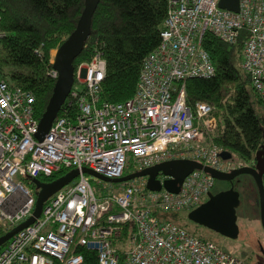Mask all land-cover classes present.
<instances>
[{
	"label": "built area",
	"instance_id": "1",
	"mask_svg": "<svg viewBox=\"0 0 264 264\" xmlns=\"http://www.w3.org/2000/svg\"><path fill=\"white\" fill-rule=\"evenodd\" d=\"M219 0H169L159 45L143 60L134 95L120 103L100 102L105 60L95 52L74 71V81L42 141L31 93L0 78V230L6 234L33 212L35 192L20 179L78 170L52 195L40 216L0 247V264H81L76 247L94 251L97 264H248L213 242L163 219L190 212L206 201L215 180L194 170L178 193L150 191L146 178L97 195L82 168L120 178L173 160H191L229 173L244 164L220 158L213 143L217 122L206 103L190 108L185 82L210 78L214 66L202 47L206 33L233 45L241 31V69L264 102V0H238L237 13ZM52 63V62H51ZM49 75L56 80L57 73ZM75 109L73 117L68 115ZM126 173V174H125ZM162 184L170 177L158 175ZM113 185V184H111ZM132 223L125 249L115 247L122 225ZM1 235V236H2Z\"/></svg>",
	"mask_w": 264,
	"mask_h": 264
},
{
	"label": "trees",
	"instance_id": "2",
	"mask_svg": "<svg viewBox=\"0 0 264 264\" xmlns=\"http://www.w3.org/2000/svg\"><path fill=\"white\" fill-rule=\"evenodd\" d=\"M168 1L99 0L92 16L90 36L73 65L76 69L80 63L90 61L95 52L102 55L105 76L100 102L120 103L134 95L142 62L160 43ZM83 8L84 0H0V78L33 95L37 120L47 107L55 83L49 75L51 52L74 31ZM247 36L248 32L243 30L237 42L229 45L206 33L202 47L209 54L214 75L190 78L184 85L190 108L199 102L211 106L218 125L213 143L244 166L254 160L257 152L264 161V102L241 69L242 46ZM75 111L71 109L68 115L73 117ZM67 171L61 169L51 176L20 179L36 193V182H51ZM262 180L264 185V172ZM104 185L103 182L102 186L97 185L101 193ZM163 219L188 227L175 214ZM133 232L132 223L122 225L115 247L120 251L125 249ZM191 233L213 242L196 231ZM76 252L82 255L81 264H97L94 251L76 247ZM123 259L121 256L119 264Z\"/></svg>",
	"mask_w": 264,
	"mask_h": 264
},
{
	"label": "water",
	"instance_id": "3",
	"mask_svg": "<svg viewBox=\"0 0 264 264\" xmlns=\"http://www.w3.org/2000/svg\"><path fill=\"white\" fill-rule=\"evenodd\" d=\"M99 0H84L83 11L77 21L74 31L56 49L52 62V69L57 73L52 95L47 107L38 121L35 138L42 141L50 129L52 122L57 116L65 98L67 97L74 81V60L83 50L85 43L90 36L92 16L96 10ZM218 7L227 11L237 13L239 10L238 0H219ZM230 153L222 151L220 158L230 159ZM256 165L243 166L229 173H222L213 170L201 163L191 160H173L154 165L139 172L130 173L120 178L109 179L98 175L87 168H82L81 173L90 175L98 180L110 184H121L135 178H146V188L150 191H160L164 189L170 193H178L179 186L183 179L194 170L202 171L210 175L214 180L232 183L235 178L242 175L252 177L258 194V204L260 207V224L264 231V185L262 175L264 172V161L260 152L255 154ZM170 177L161 184L156 179L158 175ZM79 175V171L74 169L65 175L47 183H37L35 193V204L32 215L24 222L0 236V247L18 231L32 224L41 214L47 200L63 187L70 184ZM239 206V193L232 184L227 190L216 193H208L207 199L198 207L187 214V219L192 223L202 226L214 233L228 239H236L239 234L237 226L236 209Z\"/></svg>",
	"mask_w": 264,
	"mask_h": 264
},
{
	"label": "rangeland",
	"instance_id": "4",
	"mask_svg": "<svg viewBox=\"0 0 264 264\" xmlns=\"http://www.w3.org/2000/svg\"><path fill=\"white\" fill-rule=\"evenodd\" d=\"M55 52L56 50L51 52L52 62ZM216 129H218V125ZM134 168L135 166L132 162H130L126 172L131 173L134 171ZM85 177L88 181H90L95 193L99 195L101 191H99L97 185L99 184L102 186V182L90 175H85ZM238 178L240 179V183L238 184L239 207L236 209V215L239 234L236 239L222 237L213 231L192 223L187 219L188 212L186 211H181L175 215L178 220L188 225L187 229L190 232L196 231L199 235L211 239L213 243L221 246L223 249L240 258L242 261H245L248 264H264V231L261 227L260 219L258 218V209L254 205L253 201L257 198L256 187L254 188L255 185L252 177L242 175ZM227 187V182L215 180L212 192H220L226 190Z\"/></svg>",
	"mask_w": 264,
	"mask_h": 264
},
{
	"label": "flooded vegetation",
	"instance_id": "5",
	"mask_svg": "<svg viewBox=\"0 0 264 264\" xmlns=\"http://www.w3.org/2000/svg\"><path fill=\"white\" fill-rule=\"evenodd\" d=\"M256 165V161L255 160H253L252 162H250V163H248L247 165H245V166H252V167H254ZM240 183V179L239 178H235L233 181H232V186H233V188L236 190V191H238V184ZM253 183H254V181H253ZM231 184L230 183H228V187H227V189L231 186ZM254 185H255V183H254ZM256 186H254V188H255ZM226 189V190H227ZM256 192H257V189H256ZM213 193V192H212ZM254 201V205L257 207V209H258V218L260 219V207H259V204H258V194H257V198H255V200H253ZM239 207V206H238Z\"/></svg>",
	"mask_w": 264,
	"mask_h": 264
},
{
	"label": "clouds",
	"instance_id": "6",
	"mask_svg": "<svg viewBox=\"0 0 264 264\" xmlns=\"http://www.w3.org/2000/svg\"><path fill=\"white\" fill-rule=\"evenodd\" d=\"M52 62V61H51Z\"/></svg>",
	"mask_w": 264,
	"mask_h": 264
}]
</instances>
